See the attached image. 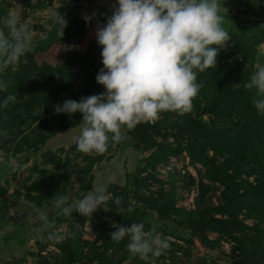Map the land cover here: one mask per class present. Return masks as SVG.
<instances>
[{
  "label": "rangeland",
  "instance_id": "obj_1",
  "mask_svg": "<svg viewBox=\"0 0 264 264\" xmlns=\"http://www.w3.org/2000/svg\"><path fill=\"white\" fill-rule=\"evenodd\" d=\"M97 2L103 9L116 1L0 0V17L21 13L35 43L34 52L0 73L14 81L9 93L17 97L0 111V131L7 133L0 135V264H146L129 258L127 237L111 241L113 224L133 222L146 229L162 224L158 231L171 238L155 264H264V116L252 105L254 91L244 88L257 69L255 53L264 52V0H220L232 41L219 51L216 68L229 102L212 106L217 81L208 69L198 75L203 87L192 113L163 112L125 129V140L104 154H84L73 140L82 114H57L55 106L106 91L96 81L102 46L97 37L81 39ZM51 9L67 20L61 38ZM111 15L99 21L104 25ZM70 38L62 53L58 45ZM9 93L0 92V101ZM104 177L108 192L123 199L118 210L112 199L91 217L74 211L67 218L52 208L55 195L79 199ZM42 205L68 233L63 243L52 245L32 231L39 226L33 208Z\"/></svg>",
  "mask_w": 264,
  "mask_h": 264
},
{
  "label": "clouds",
  "instance_id": "obj_2",
  "mask_svg": "<svg viewBox=\"0 0 264 264\" xmlns=\"http://www.w3.org/2000/svg\"><path fill=\"white\" fill-rule=\"evenodd\" d=\"M225 12L220 0H118L107 23L98 24L96 30L103 64L96 81L104 86L105 93L55 106L57 114H82L80 132L73 137L77 151L104 154L110 146L125 140V129L155 121L163 112L192 113L193 101L203 87L198 75L215 69L219 51L232 41L223 26ZM50 18L57 37H63L65 16L51 9ZM84 18L86 22L92 19ZM34 51L32 29L22 22L21 13L9 11L0 17V73ZM13 83L0 78V92L9 93ZM244 88L254 91L252 105L258 115L264 116V65L250 75ZM16 99L15 94H7L0 101V111ZM6 134L0 131V135ZM110 199L118 210L122 197H113L105 184L97 183L76 200L66 194L55 195L52 208L67 218H72L74 211L91 217ZM133 211L127 207L128 213ZM33 213L39 221V226L32 229L36 238L52 245L63 243L68 233L49 218L48 205L34 207ZM112 226L117 230L110 233L111 241L119 243L128 238L129 258L155 264L156 258L171 247V238L158 231L162 224L153 223L147 229L143 222H133L130 227Z\"/></svg>",
  "mask_w": 264,
  "mask_h": 264
},
{
  "label": "trees",
  "instance_id": "obj_3",
  "mask_svg": "<svg viewBox=\"0 0 264 264\" xmlns=\"http://www.w3.org/2000/svg\"><path fill=\"white\" fill-rule=\"evenodd\" d=\"M236 40V39H235ZM235 45L239 48H243V49H247V46H245L244 43L240 42V41H235ZM210 71L213 72V74L215 75L216 77V81H217V91L214 95V98L212 100V106H217V105H223L227 102H229V94L226 93V85L224 84V79H223V76L222 74L220 73V71L215 68V69H210ZM37 81H32L31 83L36 86V83ZM29 86V84H28ZM172 154L175 153V151H171ZM260 165L264 166V160L263 161H260L259 162ZM222 184H224L225 186L227 185V180L226 179H220ZM255 191V190H253ZM256 193V191H255ZM210 209H213V210H222V208H201V209H198L197 212H206V211H209Z\"/></svg>",
  "mask_w": 264,
  "mask_h": 264
},
{
  "label": "crops",
  "instance_id": "obj_4",
  "mask_svg": "<svg viewBox=\"0 0 264 264\" xmlns=\"http://www.w3.org/2000/svg\"><path fill=\"white\" fill-rule=\"evenodd\" d=\"M116 1V2H115ZM92 2H94V0H92ZM108 2H110V0H108ZM113 2H115L114 4H118V0H113ZM113 4V5H114ZM99 2H97L96 5V11H94L93 13H95L96 15L94 16L95 18L93 19V21L91 22V24L88 26V29L86 28V31L84 33V35H82V43L84 42L85 39L91 40L94 37H96V30H97V26L99 25H103L102 22H100L99 20L102 19L100 17H102V15H107V14H112V9H113V5H109L106 6L105 8L102 9V6H99ZM91 19V20H92ZM85 20V19H84ZM73 38H70V41L68 43H64L62 45H58V46H62L61 48V52L63 53L64 51L68 50L70 48V45L72 44ZM77 46V45H76ZM75 46V47H76ZM77 48V47H76ZM106 177L102 178L103 180L102 182H106L107 180H105ZM1 236V235H0ZM0 243H2L1 237H0Z\"/></svg>",
  "mask_w": 264,
  "mask_h": 264
},
{
  "label": "water",
  "instance_id": "obj_5",
  "mask_svg": "<svg viewBox=\"0 0 264 264\" xmlns=\"http://www.w3.org/2000/svg\"><path fill=\"white\" fill-rule=\"evenodd\" d=\"M255 63L258 66L264 65V52L257 51L254 55ZM205 111L204 109H200V111L195 115L194 118L198 119L199 121H202V116L204 115Z\"/></svg>",
  "mask_w": 264,
  "mask_h": 264
}]
</instances>
